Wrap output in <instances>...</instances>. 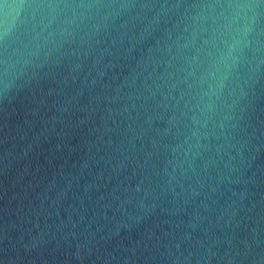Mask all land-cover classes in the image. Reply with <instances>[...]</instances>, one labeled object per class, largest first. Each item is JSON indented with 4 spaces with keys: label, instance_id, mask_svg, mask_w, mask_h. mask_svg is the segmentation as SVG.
<instances>
[{
    "label": "water",
    "instance_id": "95a60500",
    "mask_svg": "<svg viewBox=\"0 0 264 264\" xmlns=\"http://www.w3.org/2000/svg\"><path fill=\"white\" fill-rule=\"evenodd\" d=\"M0 264H264V0H0Z\"/></svg>",
    "mask_w": 264,
    "mask_h": 264
}]
</instances>
